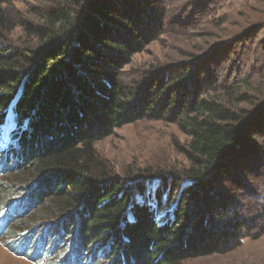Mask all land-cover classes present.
I'll return each instance as SVG.
<instances>
[{
    "label": "trees",
    "instance_id": "trees-1",
    "mask_svg": "<svg viewBox=\"0 0 264 264\" xmlns=\"http://www.w3.org/2000/svg\"><path fill=\"white\" fill-rule=\"evenodd\" d=\"M210 1L208 14L222 0ZM10 2L0 0V29L14 27ZM166 17L162 0H62L29 27L37 48L15 53L0 34V189L10 193H0V238H10L15 255L82 264L98 247L96 256L112 254V264H183L264 236V54L246 69L235 47L258 22L246 14L174 73L155 69L135 88L123 83L126 62ZM142 119L189 137L182 174L160 178L153 191L117 177L95 150ZM35 203L45 207L51 237L31 246L30 235L45 228L33 226L40 210L21 219Z\"/></svg>",
    "mask_w": 264,
    "mask_h": 264
},
{
    "label": "rangeland",
    "instance_id": "rangeland-1",
    "mask_svg": "<svg viewBox=\"0 0 264 264\" xmlns=\"http://www.w3.org/2000/svg\"><path fill=\"white\" fill-rule=\"evenodd\" d=\"M203 1L205 0H162L167 8L166 22L162 27L157 25L154 29L156 36L154 41L148 44L145 49L135 53L129 62H126L123 70V83L135 88L143 79L151 77L150 73L155 69L166 71L159 75L174 73L171 68L175 69L192 56L202 55L213 43L217 42L216 40L224 39L227 36L226 32L236 29V24L246 14L252 17L254 22H258V27L256 26L243 39L242 43L235 45V47L238 46L239 53H244L240 58L241 61H238L236 65L247 69L249 67L246 65L247 61L261 59L264 54V0H222L219 1L220 5L215 9L217 11L210 14L206 11ZM59 2L61 3L62 0H11L7 8L8 17L13 20L14 27L5 26L0 29L1 36L7 41L4 43V47L12 48L15 53L19 49L25 50V47L37 48L39 40L36 35H33V32H30L29 27L39 24L38 22L47 7H53ZM211 14L213 15L210 16ZM226 21L227 24L224 23L223 27L216 28L219 22ZM222 34L223 36H221ZM257 67L260 68L261 64H258ZM5 127L1 125L0 130ZM188 141L189 137L183 134L176 125L166 121L142 119L116 129L113 135L98 142L95 145V150L97 155L111 166L117 177L126 179L134 189L139 185H145L153 191L157 189L160 178L171 180L180 177L178 175H181L182 170L187 166L183 148ZM4 178L5 176H0V183ZM263 184L264 182H261V185ZM263 189L264 187L260 192ZM12 190L14 189L12 188ZM0 193L4 196L10 194L7 188H1ZM21 196L23 197L24 194ZM137 199L143 201L140 196ZM9 201L10 198H7L5 203ZM150 202L153 204L152 198ZM33 205L35 207L21 220L27 219L35 211L40 210L38 217L41 220L34 223L33 226L41 223L36 227L42 229L45 225V228L35 237L30 235V242L33 241L31 246H34L37 240L41 245L43 242H40V239L45 236H48L49 240L51 237V233L48 235L49 227L47 226H51L50 221L43 222L42 220L46 217L43 214L44 205L42 203ZM16 225L15 222L11 226L12 229ZM74 230L73 228L72 234ZM71 233L70 237H67V243L62 244L63 250L66 252L64 260L68 259L67 255L73 246ZM8 239L6 236L0 238V264H35L24 256L15 255L12 249L6 246ZM51 242L55 243L57 239L52 237ZM92 247L94 246L92 245ZM99 251L97 247L92 252L91 258H89L91 252L88 256L84 253L82 264H90L92 260H95V264H112V260H114L112 254L106 256L108 253L100 252L102 256L97 257ZM183 264H264V236L259 239H247L244 245L230 254L188 260Z\"/></svg>",
    "mask_w": 264,
    "mask_h": 264
}]
</instances>
